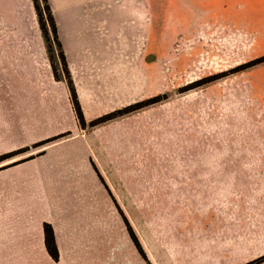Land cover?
Instances as JSON below:
<instances>
[{"label": "rangeland", "instance_id": "obj_1", "mask_svg": "<svg viewBox=\"0 0 264 264\" xmlns=\"http://www.w3.org/2000/svg\"><path fill=\"white\" fill-rule=\"evenodd\" d=\"M48 2L59 44L44 0H0V157L22 151L0 170H50L49 218H66L59 247L77 249L55 264L92 263L97 239L130 229L203 254L237 235L234 217L261 215L264 63L235 71L261 58L249 33L168 14L156 31L147 2L128 22L109 0Z\"/></svg>", "mask_w": 264, "mask_h": 264}, {"label": "crops", "instance_id": "obj_2", "mask_svg": "<svg viewBox=\"0 0 264 264\" xmlns=\"http://www.w3.org/2000/svg\"><path fill=\"white\" fill-rule=\"evenodd\" d=\"M50 1L54 7V0ZM109 2L114 14L121 17L122 14L128 15L123 16L124 22H128L130 16L142 14L147 2L152 15L153 30L156 31L161 30L156 26L161 25V16L166 14L184 16L185 24L188 25H221L223 29L247 31L254 42L257 56H264V0ZM43 165L44 163L40 164L36 159H29L0 170V264H55L56 260L50 254L46 241L47 225L53 231L60 261L63 256L77 254L76 248L59 247L62 237L60 239L54 224H66V218L62 217L56 222L49 218V188L46 180L48 168ZM90 172L88 168V173ZM64 174L53 177L52 183L57 196L62 191L59 189L61 177L74 176V173ZM254 211L256 213L253 215L234 217L236 225L233 231L237 235L229 239L232 242L218 240L212 246L206 243L201 246L205 249L203 254L191 251L194 245L188 242L181 246L185 251L178 252L171 245L164 247L156 241L146 242L148 239L144 234L142 238L139 233L127 230L121 233H105L104 239H97L104 241L100 242V246L96 242L95 247L91 248L95 260L88 264H264V210L261 215H258V207ZM68 220L69 218L67 223ZM213 246L217 248V255L209 257L206 253ZM82 250L79 249L78 253L83 252ZM87 250L84 249V252ZM226 250L233 254L232 257H226Z\"/></svg>", "mask_w": 264, "mask_h": 264}, {"label": "trees", "instance_id": "obj_3", "mask_svg": "<svg viewBox=\"0 0 264 264\" xmlns=\"http://www.w3.org/2000/svg\"><path fill=\"white\" fill-rule=\"evenodd\" d=\"M33 1H34L35 4L37 3V0H33ZM44 1L46 3V7L45 8H46V11L48 13L49 21L51 22V25H52V28H53V33H54L55 40L59 44V36H58V30H57L55 16L53 14V11L51 9V6L49 5L48 0H44ZM60 56H61V59H62L64 65H65V67H67L66 66V58H65L64 53L62 52ZM261 63H264V56L261 57V58H258L256 60H253V61L245 64L242 67H239L235 71L245 70V69L251 68L253 66H256L258 64H261ZM66 73L68 74V69L67 68H66ZM202 84L203 83L200 82L197 86L202 85ZM72 94H73V103H74V107H75V111L77 113L78 119H79L80 123L82 124V126H85L84 116H83V112L81 110V107L78 104V101L76 99L75 93L73 92ZM158 100H159L158 98L151 99L146 104H152V103L157 102ZM142 106H144V105L143 104H140V105L130 106V107L126 108L125 110H122V111H119V112H116V113H112L110 115H107V116L103 117L102 119H100L98 121L93 122V125H97V124H99L101 122H105L107 120L113 119V118L119 116V114H125V113H128V112H131L132 110H136L137 108H141ZM21 152L22 151L16 152V153H11L9 155L2 156V157H0V162H2L3 160L9 159V158H11V157H13V156H15L17 154H20ZM45 232H46V237H47L46 238V241H47V245H48L50 254L52 255V257L55 260H57L58 259V255H57V251H56V245H55L54 235H53V231L50 228V226L47 225L45 227ZM130 232H132L131 229H130Z\"/></svg>", "mask_w": 264, "mask_h": 264}]
</instances>
